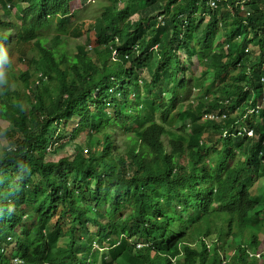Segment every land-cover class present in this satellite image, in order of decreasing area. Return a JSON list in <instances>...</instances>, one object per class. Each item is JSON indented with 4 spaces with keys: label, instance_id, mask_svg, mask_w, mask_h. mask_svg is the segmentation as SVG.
<instances>
[{
    "label": "trees",
    "instance_id": "1",
    "mask_svg": "<svg viewBox=\"0 0 264 264\" xmlns=\"http://www.w3.org/2000/svg\"><path fill=\"white\" fill-rule=\"evenodd\" d=\"M263 98L264 0H0V264H43L48 234L63 264H259Z\"/></svg>",
    "mask_w": 264,
    "mask_h": 264
},
{
    "label": "clouds",
    "instance_id": "2",
    "mask_svg": "<svg viewBox=\"0 0 264 264\" xmlns=\"http://www.w3.org/2000/svg\"><path fill=\"white\" fill-rule=\"evenodd\" d=\"M5 1H7V0H5ZM6 5H7V7H10L7 2H6ZM191 68L182 70L184 72V74L181 76H183L187 79H190L192 77V76H190L192 74L191 71H193ZM5 73H9V72L7 71ZM136 76H138V78H139L138 82L140 84V80L141 79L143 80L144 78H141L139 75H136ZM121 77H122L121 84L119 85L120 96L122 97L123 93L127 92V97L133 98L134 94L131 92V87H132L131 81L125 79L123 74L121 75ZM151 79H152V76L149 77L147 80H151ZM3 80H4V83H6V78H3ZM172 85H173V83L172 84L168 83V87H172ZM112 89L115 90L116 86L113 85ZM112 89H110V91ZM167 94H169V91H167ZM212 113L213 112L203 114L202 120H208V119L214 120L213 118H215V117L220 118L217 115V112H216V116H214ZM75 125H73V126H75ZM241 131L245 132V134L247 136H252L251 130H247V129L243 128V129H241ZM259 181H262V184L260 187L257 188L258 190L262 187L263 182H264V178L260 179ZM256 184L257 183H255V185ZM252 192L257 193V191L253 190V188H252ZM10 213L14 214L15 212L11 211ZM22 218L24 219L25 216H23ZM54 219H55L54 217L51 219V223L54 222ZM95 222L96 221H86V222L78 223L74 226L75 231H73V229H72L71 232L73 234H75L77 237L81 238L85 243H88L91 251H96L98 253L105 255V259L101 260V262L102 261L108 262L111 259L110 255L112 253V250L114 249V245H113V243L110 242L108 235H105L104 239L101 241V244H98L97 242H95L93 240V236H94V232H95V227L93 226V224ZM101 222L104 223L105 221L101 220ZM263 235H264V232L260 234V243H261V239H262L261 236H263ZM64 243H65V240H64V238L60 237V234L45 235V237L42 241V244L38 248L40 257L44 261L43 264H63L64 260L57 262L56 258L58 256V254L63 252L62 246L64 245ZM198 243H203L206 248H209L210 244H211L208 236H206V237L200 236L198 239ZM142 245L143 244L140 242L136 243V246H142ZM263 250L247 249L246 254H247L249 259H255L257 261V263H259V261H261L262 254L264 252ZM16 262L18 264H22V260H17Z\"/></svg>",
    "mask_w": 264,
    "mask_h": 264
},
{
    "label": "rangeland",
    "instance_id": "3",
    "mask_svg": "<svg viewBox=\"0 0 264 264\" xmlns=\"http://www.w3.org/2000/svg\"><path fill=\"white\" fill-rule=\"evenodd\" d=\"M86 1H90V0H86ZM73 5H77L76 3H73ZM80 7V6H79ZM85 15H88V13H84ZM136 19V15H133L131 16V20H134ZM80 40L79 37H76V38H73V37H70V36H67V37H64L62 38V41H68V42H73V43H77L78 41ZM72 44V43H71ZM92 45H88L87 48L88 50H90V47ZM14 52L11 53V57H10V61H11V74L9 73H6L5 76H3V78H6V81L8 82V88L9 90L12 92L14 91L13 89H17V88H20L21 89V85L20 83L16 80V76L18 75V73H20V71L25 68L24 64L22 62H19L17 59V55H12V54H15L17 50H13ZM31 53L28 52V55H30ZM182 55V54H181ZM182 57V56H181ZM193 70V72L198 75L199 72H200V69H201V66L198 64L197 60H193V66L191 68ZM142 76H146L145 73H142ZM183 94H185L183 92ZM189 98L192 97V94L191 95H188ZM264 103V98L260 101V103L258 105H256L255 107H260L262 106V104ZM260 105V106H259ZM249 111L251 112L252 109H249ZM214 116H216V112H213L212 113ZM215 121H218L219 118L218 117H215L213 118ZM77 118L74 117L72 118L71 120H68L64 123V125H58L59 128H54L55 126L53 125L51 127V129L53 130V136H57L61 133H64L63 131H68L71 129V127L73 125H75L77 122H76ZM1 125H4V123H1ZM65 128V130H63V128ZM84 140V135L83 134H80V136L76 139V143H79L81 142V145H83V152H85V145L83 144V141ZM71 151H65V150H62L58 153H55V155L53 154H49L47 155V159H51V160H57L58 158H60L62 155H65V154H69ZM262 184V181H259L257 182V184L253 187V190L255 191H258V187H260ZM261 248L264 249V235L261 236ZM259 245V246H260ZM264 251V250H263ZM259 264H264V252L262 254V258H261V261H259Z\"/></svg>",
    "mask_w": 264,
    "mask_h": 264
},
{
    "label": "built area",
    "instance_id": "4",
    "mask_svg": "<svg viewBox=\"0 0 264 264\" xmlns=\"http://www.w3.org/2000/svg\"><path fill=\"white\" fill-rule=\"evenodd\" d=\"M211 4H214L213 1H211Z\"/></svg>",
    "mask_w": 264,
    "mask_h": 264
}]
</instances>
